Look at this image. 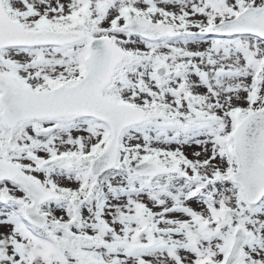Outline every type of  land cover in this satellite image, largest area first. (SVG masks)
I'll list each match as a JSON object with an SVG mask.
<instances>
[{
  "label": "snow or ice",
  "instance_id": "1",
  "mask_svg": "<svg viewBox=\"0 0 264 264\" xmlns=\"http://www.w3.org/2000/svg\"><path fill=\"white\" fill-rule=\"evenodd\" d=\"M0 264H264V0H0Z\"/></svg>",
  "mask_w": 264,
  "mask_h": 264
}]
</instances>
